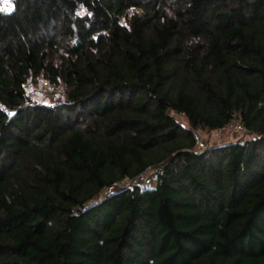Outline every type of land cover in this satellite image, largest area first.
<instances>
[{
	"label": "trees",
	"instance_id": "16d2710c",
	"mask_svg": "<svg viewBox=\"0 0 264 264\" xmlns=\"http://www.w3.org/2000/svg\"><path fill=\"white\" fill-rule=\"evenodd\" d=\"M8 5L0 264H264V0ZM232 121L250 138L199 148Z\"/></svg>",
	"mask_w": 264,
	"mask_h": 264
},
{
	"label": "rangeland",
	"instance_id": "374dc122",
	"mask_svg": "<svg viewBox=\"0 0 264 264\" xmlns=\"http://www.w3.org/2000/svg\"><path fill=\"white\" fill-rule=\"evenodd\" d=\"M8 3V1L4 2L5 6L9 7ZM139 11H142V9H139ZM27 89L33 101L45 104H55L59 99H65L66 97V86L63 83L54 86L49 84L48 81L42 77H38L35 81L30 80L27 84ZM175 116L182 124L189 125L188 118L184 114L175 113ZM197 134L206 141L208 147L226 145L239 139L250 138L249 134L235 131L233 127H226L223 130L198 129ZM153 171L154 170L151 168L146 171V174L152 177ZM139 182L146 184L144 179H140ZM154 183L155 180L152 179V182L147 184L148 186L145 185L144 188L149 189Z\"/></svg>",
	"mask_w": 264,
	"mask_h": 264
},
{
	"label": "built area",
	"instance_id": "2783aa9c",
	"mask_svg": "<svg viewBox=\"0 0 264 264\" xmlns=\"http://www.w3.org/2000/svg\"><path fill=\"white\" fill-rule=\"evenodd\" d=\"M2 2H10L11 0H1ZM8 9H10V7H8ZM138 10V8L136 7H130L129 10H128V13H132L133 11H136ZM227 128L230 127V128H234L235 131H238L240 133H245V134H250V132L248 131L247 128H245L239 121H232L231 123H229L227 126ZM226 127L222 128V129H217V130H223L225 129ZM196 139H197V143H198V146L200 149H206L208 146L206 144V141L201 137L199 136L197 133H196ZM140 179H144L146 181V184H150L152 182V177L151 176H148L145 173H143L142 175H140L138 178L134 179V180H130V179H126L120 183H118L116 185V187H121V186H125V185H130L131 183L135 182V181H140ZM114 186H111L108 190H111L113 189Z\"/></svg>",
	"mask_w": 264,
	"mask_h": 264
}]
</instances>
